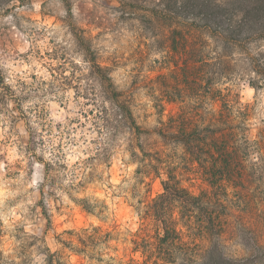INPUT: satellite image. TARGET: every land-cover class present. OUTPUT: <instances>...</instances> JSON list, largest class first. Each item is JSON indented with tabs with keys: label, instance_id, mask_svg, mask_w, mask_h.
I'll return each instance as SVG.
<instances>
[{
	"label": "clouds",
	"instance_id": "obj_1",
	"mask_svg": "<svg viewBox=\"0 0 264 264\" xmlns=\"http://www.w3.org/2000/svg\"><path fill=\"white\" fill-rule=\"evenodd\" d=\"M0 264H264V0H0Z\"/></svg>",
	"mask_w": 264,
	"mask_h": 264
},
{
	"label": "trees",
	"instance_id": "obj_2",
	"mask_svg": "<svg viewBox=\"0 0 264 264\" xmlns=\"http://www.w3.org/2000/svg\"><path fill=\"white\" fill-rule=\"evenodd\" d=\"M198 2L199 3H203L204 5H205V8H207V0H198ZM210 11V14H213V15H215V14H217L216 12H215V10H209ZM213 163H215V162H213ZM216 174V170L214 169L213 170V175H215ZM176 195L177 196H180V195H182V193H176ZM193 206H196V202L195 201H193ZM204 210L203 209H201V212H203Z\"/></svg>",
	"mask_w": 264,
	"mask_h": 264
}]
</instances>
